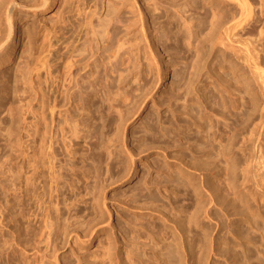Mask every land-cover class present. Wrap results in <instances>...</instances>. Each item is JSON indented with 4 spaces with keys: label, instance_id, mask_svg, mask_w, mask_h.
<instances>
[{
    "label": "rangeland",
    "instance_id": "1",
    "mask_svg": "<svg viewBox=\"0 0 264 264\" xmlns=\"http://www.w3.org/2000/svg\"><path fill=\"white\" fill-rule=\"evenodd\" d=\"M40 1L13 0L5 43L0 0V264H233L235 232L264 264V86L244 57L252 40L264 66V0L223 40L237 0ZM42 90L86 114L73 155Z\"/></svg>",
    "mask_w": 264,
    "mask_h": 264
},
{
    "label": "bare ground",
    "instance_id": "2",
    "mask_svg": "<svg viewBox=\"0 0 264 264\" xmlns=\"http://www.w3.org/2000/svg\"><path fill=\"white\" fill-rule=\"evenodd\" d=\"M134 1H136V0H134ZM210 1V0H209ZM223 1H225V0H223ZM229 1H231V0H229ZM232 1H234L235 2V0H232ZM12 2H13V0H12ZM41 2V6H42V8H45V7H47L48 6V4H49V0H41L40 1ZM227 2H228V0H227ZM237 3L236 4H238V8L240 9V15L238 14V18H236L237 16H235V17H232V18H230V19H227L226 20V22H224V23H222V25H221V28H222V34H220V40H223V38L224 37H226L227 36V38H230L231 36H234L235 35V33L237 32V30L239 29V30H241L247 23L249 24V21H253V19H254V9H253V7H252V5H251V2L249 1V0H237L236 1ZM15 5H16V3H11L10 5H9V7H8V9H7V15H8V19H7V29H4V30H6V32H5V35H3L4 36V38H5V43L7 42V41H9V39H10V37H11V35H12V33H13V31H14V24H13V20H12V16H13V11H14V7H15ZM142 18V20H143V16L141 17ZM254 22V21H253ZM253 22H251V23H253ZM15 23V22H14ZM255 23V22H254ZM248 24H247V26H248ZM153 25L155 26V28H159V27H156V22L154 21L153 22ZM250 25V24H249ZM144 26V25H143ZM142 26V27H143ZM253 26V25H252ZM141 27V28H142ZM158 30V29H157ZM4 32H3V34H4ZM162 33L164 34V32L162 31H157V33L155 34V36L157 35L158 36V38H161V35H162ZM147 34V33H146ZM166 34V33H165ZM2 36V35H1ZM2 36V37H3ZM110 37H111V34H110V32H106L105 34H103L102 36H101V39H102V42L104 43L105 41H109V39H110ZM1 38V37H0ZM3 41V42H4ZM1 42V41H0ZM3 42H1V43H3ZM5 43L3 44V45H1L0 46V57H3V59H4V57L6 58V56H8L7 55V53H6V51H5ZM249 43H251L250 44V46L248 47V49L246 50V52L244 53V57L246 58L245 59V61L251 66V68L253 69V72H254V75H257L259 78H260V80L262 81V84H263V86H264V66L262 65V61L263 60H261V59H259V57H258V55H257V51H256V46L253 44V41L252 40H250L249 41ZM9 50V49H8ZM47 57V56H46ZM45 58V57H44ZM1 60V59H0ZM43 62H44V60H43ZM69 62V61H68ZM67 62V63H68ZM45 63H46V60H45ZM45 63H43L44 65H45ZM77 62H76V60H72V61H70L69 62V65H68V70L70 71V73L72 74L73 72H75V70L77 69L78 70V67H77ZM47 65V64H46ZM51 65V64H50ZM44 68H45V66H44ZM49 68V67H48ZM48 68H47V70H48ZM72 70V71H71ZM68 71V72H69ZM80 71V70H79ZM79 71H77L78 72V74L80 75V73L81 72H79ZM82 71V70H81ZM69 73V74H70ZM71 74H70V76H71ZM68 75V74H67ZM72 77V79L73 80H75V81H77V78L74 76H71ZM55 79V78H54ZM68 79H69V77H68ZM71 79V78H70ZM71 81V80H70ZM57 82V81H56ZM69 82V81H68ZM71 83H72V81H71ZM56 85V84H55ZM53 90L55 91V93H56V91H58V88H53ZM52 90V91H53ZM54 91L52 92V93H54ZM68 94V96H67V102H69V101H71L72 100V92L69 94V93H67ZM41 98H42V100H41V102H42V109H41V123H42V127L44 128V133H46V134H48L47 132H48V130L50 129L51 131H53V135L54 136H56L57 137V135L60 133L61 134V140L60 141H56L55 143L58 145V146H60V148H61V145L62 144H64L65 145V152H66V150L68 151L67 153H66V155L67 154H72L73 153V149L75 148V147H73L72 148V146H74L75 145V143L77 142V139H79V137H80V131L83 133V129L85 128H82V130H80L79 128H81V126H83V124H85L86 125V121H87V118H86V114L85 113H83V112H81L80 113V115H78V116H75V115H77V114H79V113H75L74 114V111H73V113L71 112L72 111V108H70L71 107V105L70 106H66L65 107V115H64V117L62 116V114H64V113H61L60 112V107H61V104H59V99L57 98V96L58 95H54L53 96V99H51V101H48V99L46 98V92H44L43 90H42V93H41ZM64 96V95H63ZM66 99V98H65ZM62 102V101H61ZM84 103V101L82 102V104ZM67 104V103H66ZM63 105V104H62ZM87 105V104H86ZM85 105V106H86ZM65 106V105H64ZM114 106V105H113ZM63 107V106H62ZM83 108H84V106H83ZM83 108H81V109H83ZM86 108V107H85ZM120 109H122V108H120ZM82 111H84V110H82ZM130 111V110H129ZM111 112V111H110ZM130 113V112H129ZM113 114V113H112ZM127 114V113H126ZM103 115V114H102ZM113 116V115H112ZM119 116V115H118ZM121 116V115H120ZM119 116V117H120ZM126 117V116H125ZM63 118V119H62ZM107 118V117H106ZM114 118V117H113ZM112 118V119H113ZM116 118V117H115ZM62 119V120H61ZM103 119H104V116H103ZM108 119V118H107ZM119 119V118H118ZM63 120H65L66 122H67V127L66 128H69V133H70V136L68 137V136H66V133H68V131H66L65 129H64V127H63V125H62V122L61 121H63ZM123 116L121 117V119H120V123H122L123 122ZM112 121V120H111ZM118 121H117V123H115L116 125L117 124H119L118 123ZM65 122V123H66ZM65 125V126H66ZM118 126V125H117ZM116 126V127H117ZM120 126V125H119ZM29 127V126H28ZM30 127H31V125H30ZM100 127V126H99ZM121 128V127H120ZM118 130V129H117ZM123 130V129H122ZM27 131H30L29 129L27 130ZM71 131V132H70ZM120 131V130H119ZM30 133V132H29ZM51 133V132H50ZM119 133H121V132H119ZM32 134V133H31ZM51 136L52 135H50V138H51ZM53 137V136H52ZM56 137H54V139L56 138ZM60 137V136H59ZM83 138V137H82ZM122 138V137H121ZM53 139V138H52ZM102 139V138H101ZM57 140V139H56ZM95 140H97V139H95ZM123 141V140H122ZM94 142H96V141H94ZM98 142V141H97ZM123 142H125V141H123ZM27 143V142H26ZM25 143V144H26ZM55 143H53L54 145H55ZM69 143V144H68ZM99 143V142H98ZM98 143H96L97 145H95L96 147H94V148H96L97 149V147H99V145L100 144H98ZM101 143V142H100ZM121 143V142H120ZM51 144V143H50ZM89 144V143H88ZM87 144V145H88ZM91 144V143H90ZM93 144V143H92ZM53 145V146H54ZM57 145H55V146H57ZM85 145V144H84ZM121 145V144H120ZM53 146H52V148H53ZM63 146V145H62ZM101 146V145H100ZM104 146V145H103ZM26 147V146H25ZM24 147V148H25ZM28 147V146H27ZM26 147V148H27ZM64 147V146H63ZM63 147H62V150H63ZM29 148V147H28ZM50 148H51V146H50ZM94 148H92V146H91V149L92 150H94V151H96V149H94ZM100 148V147H99ZM54 149V148H53ZM124 152H125V154L127 155V157L128 158H130L131 160H133V152H132V150H134V148L132 149V147H128V145H127V143L125 144H122V148H121ZM31 150V149H30ZM57 150H58V148H57ZM94 151H91V152H94ZM27 152H28V150H27ZM30 152V151H29ZM88 152V151H87ZM86 152V153H87ZM24 153H25V149H24ZM23 153V154H24ZM31 153V152H30ZM62 153H64V152H62ZM65 154V153H64ZM107 154V153H106ZM114 154V153H113ZM112 154V155H113ZM25 155H26V153H25ZM27 155H28V153H27ZM49 155V154H48ZM52 155H53V153H52ZM60 155V154H59ZM63 155V154H62ZM73 155V154H72ZM96 155V154H95ZM99 155V154H98ZM97 155V156H98ZM51 156V155H50ZM85 156V155H84ZM115 156V155H114ZM25 157V156H24ZM23 157V158H24ZM100 157V156H99ZM112 157V156H111ZM12 158V157H11ZM31 157H29V159H30ZM51 158V157H50ZM59 159V157H56V154H54L53 155V158H51L52 160H50L49 159V162L51 161V168L53 169V167H57L56 165H57V162H59L58 161V159ZM13 159V158H12ZM11 159V166L9 167V169L11 168L12 170H13V160ZM26 158H24V161H26L25 160ZM56 159H57V161H56ZM63 160H65V161H67L68 159H69V161H71L72 162V158H71V156L70 157H63L62 158ZM98 159V158H97ZM113 159V158H112ZM27 160H28V158H27ZM63 160H61L60 159V162L61 161H63ZM74 160V159H73ZM61 162V163H63V165L62 164H59V166H60V168L61 169H64L63 167H66L67 166V162ZM59 162V163H60ZM70 162V163H71ZM97 162H99V161H97ZM102 162V161H101ZM108 162V161H107ZM23 163H25V162H23ZM28 163V162H27ZM26 163V164H27ZM30 163V162H29ZM35 163V162H34ZM26 164H24V166L26 165ZM69 164V163H68ZM74 164V163H73ZM77 164V163H76ZM88 164V163H87ZM102 164V163H101ZM113 164V163H112ZM28 165V164H27ZM79 165V164H78ZM77 165V166H78ZM31 166V164L27 167V168H29ZM35 166V165H34ZM58 166V167H59ZM69 166V165H68ZM72 166V165H71ZM75 166V165H74ZM109 166H110V164H109ZM102 167V166H101ZM25 168V167H24ZM35 168V167H34ZM38 168V167H37ZM71 168V167H70ZM75 168V167H74ZM80 168V167H79ZM61 169H59V170H61ZM66 169V168H65ZM68 169H69V167H68ZM81 169V168H80ZM24 170H26V168L24 169ZM29 170H31V168L29 169ZM36 170V169H35ZM31 171L30 173H28V172H25V171H23V173H26V174H23V176L24 175H26L25 176V178H26V182L28 183V184H31L32 183V185H33V183L34 182H36V180L38 179L37 177V173H36V171ZM56 170V169H55ZM87 170V169H86ZM90 169H88V171H89ZM98 170V169H97ZM107 170H109V169H107ZM28 171V170H27ZM62 171V170H61ZM71 171H72V169H71ZM100 171V170H99ZM13 172H14V170H13ZM59 172V171H58ZM66 172V171H65ZM65 172H63V173H65ZM16 173V172H15ZM55 173H57V172H55ZM76 173V172H75ZM13 174V173H12ZM39 174V173H38ZM66 174V173H65ZM79 174V173H78ZM98 174V173H97ZM56 175V174H55ZM63 175V174H62ZM59 176V175H58ZM57 177V176H56ZM22 178V177H21ZM24 178V177H23ZM36 179V180H35ZM54 179H55V176H54ZM55 180H57V179H55ZM23 181H25V179L23 180ZM37 182H38V180H37ZM26 183V184H27ZM34 185H36V184H34ZM38 185V184H37ZM58 186H59V184H57ZM56 185V186H57ZM26 187H29V185L27 186V185H25ZM24 186V187H25ZM39 186V185H38ZM30 187H32V186H30ZM35 187V186H34ZM27 190V189H26ZM58 191V190H57ZM50 236V235H49ZM235 239H234V262H233V264H251L252 262H251V259H252V256H253V253H254V251L256 250L255 248H253V246H252V244H256L257 242V240L254 238V237H251V236H249V237H247V238H244V239H242L241 237H240V235L237 233V232H235ZM257 245V244H256ZM241 248V252L242 253H240V252H238V250H237V248ZM255 249V250H254ZM242 254V259L240 258V255ZM255 254V253H254ZM263 254V253H262ZM242 260V261H241ZM264 260V259H263Z\"/></svg>",
    "mask_w": 264,
    "mask_h": 264
}]
</instances>
